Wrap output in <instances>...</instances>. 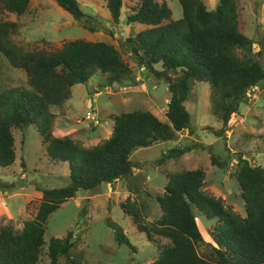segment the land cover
Returning <instances> with one entry per match:
<instances>
[{
  "label": "trees",
  "instance_id": "obj_1",
  "mask_svg": "<svg viewBox=\"0 0 264 264\" xmlns=\"http://www.w3.org/2000/svg\"><path fill=\"white\" fill-rule=\"evenodd\" d=\"M80 27L95 32V16L84 13L77 0H54ZM114 23L119 21L124 0H104ZM127 24L146 28L125 39L132 58L164 80L170 93L165 116L161 121L147 110L112 113L110 136L85 147L69 136L55 137L50 124L51 107H61L71 96V88L84 84L97 71L105 75L108 86L121 83L131 74L113 44L85 39L67 40L52 51L24 50L13 41L18 24L0 22V53L10 66L27 75L28 89H0V167L15 161L13 129L23 131L31 126L45 146V154L53 162L67 163L69 182L56 188L40 189L37 212L23 222L20 231L10 225L0 227V264H38L44 245L49 215L79 192L90 191L102 184L129 179L133 163L130 156L138 148L162 141H173L176 133L190 129V114L184 106L195 82L210 88V110L221 122L215 135L223 136L231 117L248 92L264 81V68L258 57L263 46L253 52L252 39L246 36V21L236 0H218L208 10L203 0H178L182 16L172 19L165 2L131 0ZM30 0H0V15L21 16ZM241 54H238L237 51ZM160 65L161 69H155ZM190 146L168 149L158 160H175ZM210 162L226 169L228 162L210 153ZM23 164V161H22ZM162 195L155 197L161 216L146 224L142 211L134 203H120L123 214L130 218L137 232L158 249L150 264H264V167L255 166L237 157L233 177L240 189L245 215L226 207L203 189L202 168L167 173ZM3 188H8L3 184ZM193 208L208 220H216L205 242ZM116 243L131 247L117 225H112ZM71 233L51 238L48 243L49 262L59 264L72 247ZM203 247L202 251L199 248Z\"/></svg>",
  "mask_w": 264,
  "mask_h": 264
},
{
  "label": "rangeland",
  "instance_id": "obj_2",
  "mask_svg": "<svg viewBox=\"0 0 264 264\" xmlns=\"http://www.w3.org/2000/svg\"><path fill=\"white\" fill-rule=\"evenodd\" d=\"M81 10L95 16L98 30L89 32L70 14L63 11L54 0H30L24 14L0 15L1 21L18 24L13 41L24 50L52 51L67 40L85 39L105 41L120 50L131 74L121 83L106 85L105 75L97 71L86 83L71 88V96L61 107L50 108L53 114L50 129L55 137L69 136L85 147L107 139L112 130L109 115L133 110H147L166 122L165 111L170 98L167 84L157 79L149 69L139 65L126 48L125 39L146 28L139 24H127L126 16L131 0H124L119 21L114 23L104 0H77ZM165 2L172 12V19L181 18L178 0ZM246 21L245 34L252 39L253 52L264 47V0H236ZM208 10L214 9L218 0H203ZM238 54L241 52L238 50ZM264 68V48L258 57ZM155 69H161L155 65ZM24 71L10 66L0 53V89L21 87L28 89ZM184 106L190 114V129L176 133L173 141L156 142L149 147L132 152L133 175L113 184H102L90 191L79 192L53 211L47 220L43 251L38 264L49 262L48 243L51 238H63L72 234V247L67 256L59 258V264H150L158 256L156 246L149 243L143 233L137 232L130 218L120 209L127 200L142 211L146 224L161 216L155 199L162 195L167 183V173L202 168L205 171L203 189L223 200L224 205L241 216L245 215L240 189L233 177L237 157L249 164L264 167V81L252 88L238 112L230 118L223 136L221 122L210 110V88L207 83L195 82ZM90 115V119L86 118ZM54 125V128H53ZM15 161L0 167V227L12 226L20 231L23 222L37 212L42 188L62 187L69 182L67 163L53 162L45 154L38 132L31 126L23 131L13 129ZM190 146L175 160H158L171 148ZM210 153L228 162L221 169L210 162ZM23 161V164H22ZM7 184L8 188H3ZM196 221L205 242L216 220H208L193 208ZM112 225L122 228L131 247L119 246L114 238ZM203 247L199 248L202 251Z\"/></svg>",
  "mask_w": 264,
  "mask_h": 264
},
{
  "label": "built area",
  "instance_id": "obj_3",
  "mask_svg": "<svg viewBox=\"0 0 264 264\" xmlns=\"http://www.w3.org/2000/svg\"><path fill=\"white\" fill-rule=\"evenodd\" d=\"M86 118L90 119L91 117H90V115H86Z\"/></svg>",
  "mask_w": 264,
  "mask_h": 264
},
{
  "label": "crops",
  "instance_id": "obj_4",
  "mask_svg": "<svg viewBox=\"0 0 264 264\" xmlns=\"http://www.w3.org/2000/svg\"><path fill=\"white\" fill-rule=\"evenodd\" d=\"M53 128H54V125H53ZM52 132H53V130H52ZM54 133V132H53ZM118 181V180H117Z\"/></svg>",
  "mask_w": 264,
  "mask_h": 264
}]
</instances>
